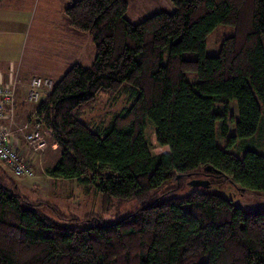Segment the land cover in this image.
Wrapping results in <instances>:
<instances>
[{
	"label": "trees",
	"instance_id": "1",
	"mask_svg": "<svg viewBox=\"0 0 264 264\" xmlns=\"http://www.w3.org/2000/svg\"><path fill=\"white\" fill-rule=\"evenodd\" d=\"M170 1L173 13L136 24L126 0L72 1L65 20L92 37L95 61L73 65L34 107L60 152L49 177L93 184L105 211L114 200L137 208L108 225L78 219L30 202L2 174L0 264H264L263 209L246 213L204 187L178 195L201 179L264 191V154L221 149L216 129L229 135V113L215 111L239 106L229 147L253 138L264 120V0ZM220 25L233 33L209 56ZM128 91L132 104L108 126L84 121L100 95Z\"/></svg>",
	"mask_w": 264,
	"mask_h": 264
},
{
	"label": "rangeland",
	"instance_id": "2",
	"mask_svg": "<svg viewBox=\"0 0 264 264\" xmlns=\"http://www.w3.org/2000/svg\"><path fill=\"white\" fill-rule=\"evenodd\" d=\"M34 1V2H33ZM73 2L79 0H72ZM129 4V12L127 19L136 24L141 23L149 17L165 12L171 14L175 11V6L170 0H126ZM18 4H23L25 15L26 12L30 13L29 25L20 23L17 27H12L6 24L8 30L1 37L3 40L10 42V39H21L22 45L19 50L18 60L21 61L23 66V73L26 75H45L53 77L60 72V67L63 66L61 58L60 65L57 63L56 55L58 54V43L56 39V31L54 28L60 24L61 13L58 0H19ZM72 4V3H71ZM65 16V10L62 11ZM43 25H49L52 29L46 30ZM13 28V29H9ZM233 33L231 26H218L217 30L209 36L207 43V54L209 56H216L219 52L221 41ZM86 43L78 55L77 62L85 68L92 67L95 56L96 48L93 39L90 35H86ZM7 46V43L5 44ZM73 66V65H72ZM71 66V67H72ZM70 67V68H71ZM70 68L64 69L66 73ZM59 69V70H58ZM66 69V70H65ZM53 75V76H51ZM65 75V74H64ZM63 75V76H64ZM62 76V77H63ZM61 77V78H62ZM57 76L51 80L56 84L61 79ZM50 79V78H49ZM191 82H196L193 77H190ZM131 91L123 93L120 97L110 98L105 95L99 96L97 108L84 118L85 122L91 125L106 127L110 124L113 117L122 113L132 104ZM215 111L224 113L227 111L230 129L227 137H221V124L217 126V141L221 149L228 152L235 153L238 157L242 158L245 150H252L264 154V120L259 126L256 135L245 141H238L236 144H230V138L236 134V123L234 119H239V106L236 100H232L228 105H216ZM154 131V125L150 120L146 122L145 139L152 152L151 138ZM48 138V137H47ZM45 138L47 142V149L44 153L50 152L52 142ZM43 153V154H44ZM43 154L41 159H43ZM153 154V152H152ZM46 156V155H45ZM60 158V152H57L55 157H50L44 162L43 168L53 167ZM45 159V157H44ZM35 170V169H34ZM44 169L39 173V177L44 175ZM13 174V173H12ZM36 174V172H35ZM16 178V177H15ZM209 179H215L214 177ZM28 184L21 186L20 193L30 202L44 201L58 207L63 213L71 215L78 219H85L91 215L101 219L105 225L116 222L119 218L126 216L128 213L137 208L135 201L120 202L114 200L110 210L105 211L102 203V195L97 191L93 184L80 183L75 179H54L49 177H42L38 182L31 179L23 178L18 183ZM34 184L37 187L33 186ZM207 190L216 192L233 201L235 207L243 209L246 213L256 212L259 209L264 210V191L242 193L237 187L230 183H213L205 187ZM194 187L191 181L186 183L178 195H188L193 191Z\"/></svg>",
	"mask_w": 264,
	"mask_h": 264
},
{
	"label": "crops",
	"instance_id": "3",
	"mask_svg": "<svg viewBox=\"0 0 264 264\" xmlns=\"http://www.w3.org/2000/svg\"><path fill=\"white\" fill-rule=\"evenodd\" d=\"M60 5V24L54 28L56 33V39L58 43V54L56 55L57 63L60 65L62 58V64L63 66L60 67V72L57 75H51L53 77H49V74L45 75H26L23 73V66L21 64V61L18 60V52L20 50L19 47H21L22 42L19 38L18 40L10 39V42L3 40L1 38L6 30H8V27H6V24L12 27H17L20 23H23L25 25H29V16L30 13L22 11L23 4H18L19 0H2V3L0 5V86H5L8 84H11L12 82H16L17 85V103L18 107L16 109V115L14 124L18 127H28L27 130H25L23 133L16 134V137L14 138L15 144L17 145L19 151L23 155V160L29 161L32 163V167L35 169V176L33 178H26L31 179L32 181L38 182V179L41 180L42 177L46 176L49 177L46 174L45 167L43 168L44 162L46 159L50 157H55L57 155V145H52V148L50 152L44 153L43 159H41V154L33 153L30 149L27 148L25 140L23 135L30 131L31 125L28 124L33 114L37 111L36 108H34L36 105L29 103L27 101V94L29 91V84L33 77H43V78H50L53 79L57 76H60V78L65 74L64 69L62 68H70L72 65L80 64L77 62L78 55L81 53L86 40V35H79L78 33L72 31L69 29L68 24L65 20L64 14H62V11L68 7L72 0H58ZM34 2V1H33ZM43 27L49 31V29H52L53 27L49 25H43ZM13 29V28H9ZM7 43V46L5 44ZM58 69V70H59ZM66 70V69H65ZM9 123V122H8ZM48 137V138H47ZM46 138L49 139V141L52 142V136H47ZM46 155V156H45ZM45 157V159H44ZM45 160V161H44ZM44 169V175L42 177H39V173L42 172ZM2 174H8L11 176L16 184L19 190L21 189V186L28 185V184H22L18 183L20 180H23V178H15V176L12 174L10 168L2 163L0 161V175ZM50 178V177H49ZM33 186L37 187L36 184Z\"/></svg>",
	"mask_w": 264,
	"mask_h": 264
},
{
	"label": "built area",
	"instance_id": "4",
	"mask_svg": "<svg viewBox=\"0 0 264 264\" xmlns=\"http://www.w3.org/2000/svg\"><path fill=\"white\" fill-rule=\"evenodd\" d=\"M54 88L53 80L43 77H33L29 84L27 101L39 104L43 95ZM16 82L0 86V161L7 165L17 178H33L35 170L32 163L23 160V155L15 144L16 134L23 133L28 127H16L14 124L17 107ZM9 122V123H8ZM30 131L23 137L28 149L33 153L43 154L47 149L45 138L52 132L45 129L36 111L29 123Z\"/></svg>",
	"mask_w": 264,
	"mask_h": 264
},
{
	"label": "water",
	"instance_id": "5",
	"mask_svg": "<svg viewBox=\"0 0 264 264\" xmlns=\"http://www.w3.org/2000/svg\"><path fill=\"white\" fill-rule=\"evenodd\" d=\"M206 171L207 172H210V173H212V171L214 172V173H218V172H216L215 170H213V169H211V168H206ZM191 185H192V187H194V188H201V187H206V186H208L209 185V182L208 181H205V180H192L191 181Z\"/></svg>",
	"mask_w": 264,
	"mask_h": 264
}]
</instances>
